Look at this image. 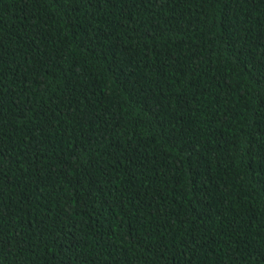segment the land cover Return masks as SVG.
Here are the masks:
<instances>
[{"label":"trees","instance_id":"trees-1","mask_svg":"<svg viewBox=\"0 0 264 264\" xmlns=\"http://www.w3.org/2000/svg\"><path fill=\"white\" fill-rule=\"evenodd\" d=\"M0 264H264V0H0Z\"/></svg>","mask_w":264,"mask_h":264}]
</instances>
